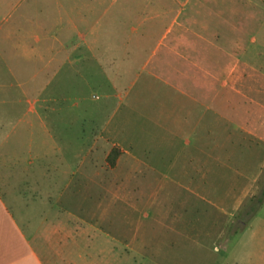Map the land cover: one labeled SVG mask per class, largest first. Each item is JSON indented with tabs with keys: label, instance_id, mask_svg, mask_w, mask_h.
Here are the masks:
<instances>
[{
	"label": "rangeland",
	"instance_id": "rangeland-1",
	"mask_svg": "<svg viewBox=\"0 0 264 264\" xmlns=\"http://www.w3.org/2000/svg\"><path fill=\"white\" fill-rule=\"evenodd\" d=\"M188 100L210 121L195 173L118 147L116 117L154 134ZM0 105L7 126L35 118L59 142L83 128L82 264H264V197L248 216L264 191V0H0ZM180 180L191 190L159 201Z\"/></svg>",
	"mask_w": 264,
	"mask_h": 264
},
{
	"label": "crops",
	"instance_id": "crops-1",
	"mask_svg": "<svg viewBox=\"0 0 264 264\" xmlns=\"http://www.w3.org/2000/svg\"><path fill=\"white\" fill-rule=\"evenodd\" d=\"M197 104L190 100L174 103L172 116L159 117L155 127L157 133H131L130 138L128 115L120 120L116 117L112 127L116 128L117 134L121 131L126 134L116 138L118 147L124 148L122 143L129 146L136 151L130 157L145 166L149 165L146 159L150 155L152 163L157 164L164 177L169 171L195 173L198 165L195 159L207 155L195 151L197 135L206 138L207 125L210 124L197 112ZM204 107L208 109L207 104ZM0 108L2 110L3 106ZM17 124L7 126L4 113L0 111V264H82L84 259L79 254L85 250L78 239L83 235L79 234L78 226L74 228L69 222H84L83 216L71 212L75 208H70L84 204V182L81 177L79 180L76 177L78 173L84 176L86 170L94 172L96 167L90 160L93 151L86 148L83 128L73 135L61 133L59 142L52 130L47 126L43 128L35 118L27 117L23 123ZM22 124L27 127L30 137L20 135ZM38 126L44 129L40 140L34 139L31 133ZM141 131L144 133L143 129ZM177 146L180 147L178 151L175 150ZM176 151L179 157L184 154L187 159L174 158L170 161V168L163 170L162 167L166 169L164 163ZM124 153L127 155L128 152ZM109 166L114 168L116 164ZM184 177L180 176L186 179ZM164 182L158 183L161 190L158 192L159 201L167 188L191 190L190 179L188 182H174L171 186ZM169 194L175 204L177 193ZM187 218L190 220L192 215ZM187 231L194 235L196 230ZM226 264L256 263L237 261Z\"/></svg>",
	"mask_w": 264,
	"mask_h": 264
},
{
	"label": "trees",
	"instance_id": "trees-1",
	"mask_svg": "<svg viewBox=\"0 0 264 264\" xmlns=\"http://www.w3.org/2000/svg\"><path fill=\"white\" fill-rule=\"evenodd\" d=\"M116 151V155L113 157V153ZM113 153L111 154V156L109 157V164L111 166H115L116 164V160H117V154H119V152L117 150H114ZM264 197V191L262 194V197L253 205V207L250 209V212L248 213L249 217H252L256 212H257V208L258 205L260 204V200H262V198Z\"/></svg>",
	"mask_w": 264,
	"mask_h": 264
}]
</instances>
